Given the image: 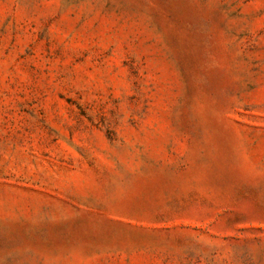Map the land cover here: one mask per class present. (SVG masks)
Returning a JSON list of instances; mask_svg holds the SVG:
<instances>
[{"label": "rangeland", "instance_id": "374dc122", "mask_svg": "<svg viewBox=\"0 0 264 264\" xmlns=\"http://www.w3.org/2000/svg\"><path fill=\"white\" fill-rule=\"evenodd\" d=\"M0 264H264V0H0Z\"/></svg>", "mask_w": 264, "mask_h": 264}]
</instances>
